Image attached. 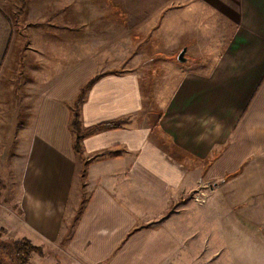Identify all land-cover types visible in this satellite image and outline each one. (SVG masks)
Wrapping results in <instances>:
<instances>
[{
    "label": "crops",
    "instance_id": "crops-1",
    "mask_svg": "<svg viewBox=\"0 0 264 264\" xmlns=\"http://www.w3.org/2000/svg\"><path fill=\"white\" fill-rule=\"evenodd\" d=\"M184 48L196 68L187 59L149 98L137 66L110 63H170ZM63 61L86 63L68 77ZM95 77L82 126L121 128L79 152L72 108ZM0 124L21 193L0 228L61 242L83 159L70 264H191L180 248H208V221L249 237L264 264V0H0Z\"/></svg>",
    "mask_w": 264,
    "mask_h": 264
},
{
    "label": "rangeland",
    "instance_id": "rangeland-1",
    "mask_svg": "<svg viewBox=\"0 0 264 264\" xmlns=\"http://www.w3.org/2000/svg\"><path fill=\"white\" fill-rule=\"evenodd\" d=\"M14 3L16 0H13ZM181 53V52H180ZM175 54L173 56H166L168 59H171V62H166L162 60V58L153 61H144V62H135L132 60L129 61H122V62H110L111 65L119 64L124 66L127 71H134L135 67L137 66L139 68V73L142 75V84L143 88L148 92H146V96L150 97V85L158 84L159 86L166 85L169 83L167 79V75L172 72V69L178 70L179 68H185L182 66L179 61L178 57L179 54ZM186 59L189 60L190 67L196 68L198 65V61L193 60L191 61V54L186 55ZM175 65H173L174 63ZM79 63L81 65L82 63L86 62H71V61H63V72L68 77L72 73L70 71L72 68L76 69V65ZM137 63V65H136ZM189 68V67H188ZM73 70V69H72ZM154 71V75H157L155 79L151 80V72ZM65 75V76H66ZM65 78V77H64ZM94 79V78H92ZM90 79V80H92ZM89 80V81H90ZM88 81V82H89ZM86 82V84L88 83ZM154 82V83H153ZM154 88V86H153ZM152 91V89H151ZM74 109V106L73 108ZM74 116V115H73ZM72 113H71V121H72ZM82 125V124H81ZM15 129L16 126H14ZM11 128H8L5 126V124H0V136L5 137L4 140L0 139V213L6 214L8 217L12 218L14 223H16V214L18 211V208H16V203H14V198L16 200L19 198L18 196H21V193L16 192L17 190L13 189L11 187V183L7 181V170L11 168L12 164V158L11 156H14V152L12 154V143L11 140L13 133V130ZM71 131H73V127L70 125ZM8 130V133L6 131ZM78 146L77 151H81V146L76 144ZM8 155H11L10 158H8ZM80 158H84L83 156H79ZM83 160V159H82ZM78 161V172L75 175V181L74 186L72 189V193L70 195V198L68 200V207L66 211V215L64 218V234L63 238L61 239V242L58 244H54L53 242H49L46 240H43V238H33L31 240L19 236L18 233H12L11 231L4 230V228H0V241L4 242H22L25 240H28L33 246L40 249V251L37 252H31L30 253V260L28 264H70L72 261V256L69 252V248L66 247L71 235L73 234L74 228L77 223V219L80 217L84 210V206L88 199V191L85 188V171H84V162ZM85 161V160H84ZM10 164V166H9ZM9 175V174H8ZM19 194V195H18ZM195 194L192 193L191 197H195ZM175 212L180 211L182 208V200L179 201V203L176 204ZM2 211V212H1ZM2 214V215H4ZM12 216V217H11ZM19 216V215H17ZM205 225V223H204ZM216 226V227H215ZM203 235L201 236V239H205L206 242L208 241V248H180V254L182 253H188L186 251L189 249L190 253V263L191 264H263L262 260V254L258 251L254 250V248H250V239L249 237H236L229 233V231L225 227V223H222L220 226V223H214L213 221L206 222V227L204 228ZM205 235V236H204ZM199 238V237H198ZM197 238V239H198ZM195 239V238H194ZM193 241V239H192ZM212 245V248H210ZM218 250L217 252H213V250ZM185 251V252H184ZM4 254L3 256L0 254L2 260L6 261L7 254L2 252ZM222 254V255H221ZM208 255V260H205V257ZM5 256V257H4ZM204 257V259H203ZM201 258V260H200ZM221 260V261H219Z\"/></svg>",
    "mask_w": 264,
    "mask_h": 264
},
{
    "label": "trees",
    "instance_id": "trees-1",
    "mask_svg": "<svg viewBox=\"0 0 264 264\" xmlns=\"http://www.w3.org/2000/svg\"><path fill=\"white\" fill-rule=\"evenodd\" d=\"M97 77L90 80L85 84L74 103V109H72V121L71 127H73V134L75 135V149L80 145V142L89 135H93L101 130L105 129H120L121 123L119 121L107 122L95 127L84 128L81 124V107L85 102L86 95L95 82ZM22 242H4L0 241V254L3 256L2 252L7 254L6 261L2 260L0 256V264H28L30 260V253L40 251L37 247L33 246L28 240ZM5 257V256H4Z\"/></svg>",
    "mask_w": 264,
    "mask_h": 264
},
{
    "label": "water",
    "instance_id": "water-1",
    "mask_svg": "<svg viewBox=\"0 0 264 264\" xmlns=\"http://www.w3.org/2000/svg\"><path fill=\"white\" fill-rule=\"evenodd\" d=\"M186 51H187V49L184 48V49L182 50V52L179 54V57H178V61H179V62H181V63H186V62H187V59H186V57H185Z\"/></svg>",
    "mask_w": 264,
    "mask_h": 264
}]
</instances>
